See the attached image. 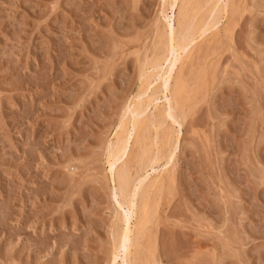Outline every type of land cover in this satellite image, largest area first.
<instances>
[{"label":"rangeland","instance_id":"rangeland-1","mask_svg":"<svg viewBox=\"0 0 264 264\" xmlns=\"http://www.w3.org/2000/svg\"><path fill=\"white\" fill-rule=\"evenodd\" d=\"M167 1L0 0V264H111L129 211L108 146L137 97L152 103L115 168L164 181L138 264H264V0L197 12V23L221 17L173 69L177 123L159 90L175 57ZM152 134L174 144L157 164L154 149L142 154Z\"/></svg>","mask_w":264,"mask_h":264},{"label":"bare ground","instance_id":"bare-ground-1","mask_svg":"<svg viewBox=\"0 0 264 264\" xmlns=\"http://www.w3.org/2000/svg\"><path fill=\"white\" fill-rule=\"evenodd\" d=\"M215 1L217 2V0H214V2H212V0L211 1L208 0L207 2H205L203 4H200L201 1H199V0H168L167 1V3L169 4L168 6L170 7L171 11H173L176 8L178 9V13L176 12L177 16L174 15V17H173L176 19V21L170 20V17L168 18L169 20H164V21H167V23H166V29L165 30L163 29L165 31V32L163 31V34L165 33L164 38H167V39H165V40H167V44L164 43L166 45L165 48H167V50H169V52L173 51L175 54V57H173L172 59H167L169 57H166L163 60V62H165V63L167 62V63H169V65L167 66L166 70H163V74H160L161 76L159 78H161L160 81H162V82L160 84L159 90H161L160 93H161L163 99H165V101L168 102V104H169L168 107L170 109H168V111H170V114L167 116L170 117L171 119H174L176 121V123L178 121V119L176 120V118H178V116H176V118H175V114H176V110H175V103L176 102L175 101H177L179 99V97L181 96V94L183 93V85L179 79L175 80L174 77L172 78V72H173V69L175 70V68H176L175 67L176 63H178V61H181V59L183 58L181 53L184 52L185 50H187L188 47L194 43L197 36L202 35L205 32L209 31L210 27L213 26L212 24L215 23L213 27H215V25L217 26L219 21L217 20V23H216V19H219L221 17L219 10H216L217 11V14L215 13L216 17H213V20H215V21L211 20V21H213L211 23H208V24H206L207 22H205V23L198 22L197 23L195 20L197 14H198L197 12L198 11L200 12V10H202V8H205V6H208V4L209 5L213 4V6H211V7H214V9H216L217 7H219V8L221 7L220 12H221V14H223L226 10V7H225L226 5L225 6H223V5L225 3H227L229 5V3L225 2L223 4L224 0H221L222 3H221V1L218 0L221 3V4L218 3V4H220V6H219L217 3H215ZM164 3H166V2H164ZM215 6H216V8H215ZM219 8H217V9H219ZM228 8H229V6H228ZM167 9H169V8L167 7ZM222 11H223V13H222ZM197 21H198V19H197ZM208 28H209V30H208ZM163 34L161 33V36ZM200 37L201 36H199V38ZM165 50L166 49H164V51ZM169 52L167 51L166 53L169 54ZM173 52H171V56H172ZM180 54H181V56H180ZM183 54H185V53H183ZM179 58H180V60H179ZM154 62L158 63L157 61H154ZM160 62L161 61H159V63ZM152 65H154V66H152V68H155V69L160 67L159 66L160 64L157 65V64L153 63ZM158 71H160V70L158 69ZM158 71L156 72V74L160 73ZM161 72H162V70H161ZM151 74H150V76H149V74H146V75H148L147 76L148 78L146 77V79L144 78L145 74L144 75L142 74L143 76L142 75L141 76L144 79L141 76H140V79L142 78L144 81L146 80L145 82L144 81L143 82L148 85L149 83H147V82H150V81H147V80H151V79H149V78H151V76L156 77L155 73H154V75H151ZM153 77H152V79H153ZM142 79H141V81H142ZM173 79L175 80L174 83H173ZM152 84L153 83L149 84L148 86H151ZM160 93L158 95H160ZM142 95H143V93H142ZM144 95H146V92ZM139 96H141V95H139ZM139 98H141V97H139ZM139 98L137 97L136 102L137 101L138 102L137 103L135 102V105L129 106L126 109V111L130 112L127 114H131V118H130V120H128L127 115L123 117L124 119H126V120H124V123H126L127 121H128V123L124 124L122 122L123 125L121 124L122 126L120 125L121 126L120 128L116 127L117 130H120V131L115 135V140H114L115 142L108 146V154L107 155H108L109 164L111 167V169L109 171H110L112 183L114 184L113 186L115 187V192H116V194H118V196L120 197V198L119 197L118 198L121 200V202L119 203L120 205H118V206L120 209H121V207L124 206V207H126L127 211H129L128 212L129 215H127V216L122 215V218H121L120 223H119L121 226L119 227V230H117V232L115 234L116 236H115V239H113V242L111 239V242L113 243L112 244L113 245L112 246V249H113L112 253L113 254L111 255V257H112L111 264L117 263L116 261H117L118 257L120 256V253L122 254L120 264H138L140 256L138 257V255H137V249H138L139 243H141V242H139V240L144 238V233H145V231H147V226L149 225L148 223L151 219L150 215L147 213V210H146L148 200H149L148 198L150 197V194L152 191L157 190V191L161 192V189L163 188V182L164 181L162 182V180H161L162 177L160 175L157 176L154 181L152 179L153 182H151V180H150V183L146 182L147 181V175H145V174L141 175L140 177L138 176V179L137 180L135 179L136 181H133L132 178L130 177L129 173L127 171H125L122 167H121V169L115 168L116 167L115 165L117 163H121V164L123 163L124 157L126 156L128 148L130 146V142H131V140L134 141L133 140L134 135H136V131L139 128V126L142 125L141 117L144 114V112L146 111V109H148V107L147 106L144 107V105L148 104V102H150V104L152 103V101H150V100L146 102L145 100H147V98L144 100L146 103L143 102V99H139ZM149 99H152V97ZM173 103H174V105H173ZM132 104H134V103H132ZM163 117H165V116H163ZM144 118H145V116H144ZM156 118H158V116ZM161 122L163 123L164 121H161ZM161 122L159 123V122H156L155 120H151L148 123H149L151 128H154V129L158 128L159 129ZM144 130H146V128ZM156 134H158V133H156ZM142 135H143V133H142ZM152 135L154 136L155 134H152ZM168 136L169 137L171 136V139H172V134L168 135ZM145 137H146V135H145ZM149 137H151V136L149 135ZM154 137H155L154 140L150 139L151 141L150 142L148 141V143H150V144L147 145V147H145V149L142 153L143 157L145 158V156H148L150 153H152L153 149L155 150L152 153V155L150 154L151 155V158L149 161L150 164H157L160 162V160L162 161V158H164L165 155L168 153V152L167 153L165 152V150H167V148H166L167 146H169L170 149H172V148L174 149V144L171 143V141L173 139L171 140V139H169V137L165 136L168 140L167 142H165L164 140H162L163 138L160 139L161 137L160 138H158L157 136H154ZM140 139L142 140V138H140ZM148 140H149V138H148ZM137 144H139V143H137ZM171 144H173V146ZM171 146H172V148H171ZM171 154H172V152H171ZM171 154H168L167 157H171ZM167 157H165V158L167 159ZM168 159H170V158H168ZM138 160H139V158H138ZM146 163H148V161ZM117 167H118V165H117ZM148 167L149 166H147V168ZM144 169H145V167H144ZM138 172H139V169H138ZM141 173H143V172H141ZM144 173H145V170H144ZM160 180H161V182H160ZM114 196H117V195H114ZM113 200L115 201L114 197H113ZM151 212H152V209H151ZM141 235H142V237H141Z\"/></svg>","mask_w":264,"mask_h":264}]
</instances>
